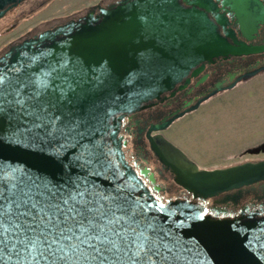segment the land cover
Instances as JSON below:
<instances>
[{"label":"water","instance_id":"1","mask_svg":"<svg viewBox=\"0 0 264 264\" xmlns=\"http://www.w3.org/2000/svg\"><path fill=\"white\" fill-rule=\"evenodd\" d=\"M23 1L0 0V19ZM182 2L187 7L179 0H147L143 5H136L135 0H122L111 9L97 6L78 21L71 20L9 46L0 60L3 66L20 69L31 78L49 73V79L55 82L63 78L75 80L79 85L76 110L92 107L96 117L93 123L103 121L98 126L107 141L109 132L117 129V124H111L114 116L121 119L146 108L149 102L160 100L162 94L172 91L198 65L264 51V46H247L233 32H227L228 22L217 15L212 1ZM203 10L212 13V19ZM143 11L156 17L154 29L145 28L140 16ZM259 22L261 19L250 18L243 26L251 28L253 24L251 31L255 32ZM219 26L225 36L220 34ZM19 123L6 116L0 124L3 129L0 135L5 138L4 146L0 147V166L9 170V176L11 169L19 168L33 179L54 182L79 175L105 192L123 185L113 171L93 174L91 169L77 166L80 148L75 143L64 147L59 146L63 141L57 140L7 143L9 139H17ZM110 138H114L113 132ZM185 165L186 168L172 167L177 182L195 195L213 196L264 179V162L212 171L200 170L189 162ZM124 188L133 200L139 201ZM164 210L157 216L158 222L174 228L176 239L183 246L178 264H264V219L201 217L200 209L180 201L169 203Z\"/></svg>","mask_w":264,"mask_h":264},{"label":"snow or ice","instance_id":"2","mask_svg":"<svg viewBox=\"0 0 264 264\" xmlns=\"http://www.w3.org/2000/svg\"><path fill=\"white\" fill-rule=\"evenodd\" d=\"M140 16L147 30L157 26L152 13ZM3 65L0 60V124L6 116L20 122L17 139L7 143H75L77 166L118 174L103 121L93 123L92 107L76 110L75 80L55 82L49 73L31 78ZM10 172L0 166V264H178L182 258L175 229L162 226L123 185L105 192L79 175L54 182L19 168Z\"/></svg>","mask_w":264,"mask_h":264},{"label":"flooded vegetation","instance_id":"3","mask_svg":"<svg viewBox=\"0 0 264 264\" xmlns=\"http://www.w3.org/2000/svg\"><path fill=\"white\" fill-rule=\"evenodd\" d=\"M53 0H25L9 11L3 19L17 13L11 25L18 26L26 15L44 8ZM122 0H100L97 4L64 18L46 21L25 35L7 45L34 37L44 31L52 30L71 20L78 21L97 6L111 9ZM180 3L187 7L182 0ZM216 5L217 15L228 22L226 31L233 32L239 42L247 46H264V0H210ZM205 11L212 19L213 14ZM98 9L96 14H98ZM216 14V12H215ZM260 20L258 28L252 32L246 25L247 19ZM3 19H0L3 20ZM245 20V21H243ZM10 26V25H9ZM225 36L223 27L218 28ZM3 31V25L0 26ZM249 36L251 39L245 38ZM231 44L233 41L228 38ZM195 73V75H194ZM264 75V51L240 56L215 59L212 63L200 64L191 70L188 77L175 88L162 94L160 100L146 104L135 113L119 115L112 118L111 124H117L111 130L107 142L111 148V160L116 165L120 182L130 190L142 204L147 202L149 210L160 217L164 208L171 202H184L200 209L201 217L216 220H262L264 219V179L239 188L218 192L213 196L195 195L194 192L177 182L173 167H184L186 163L195 165L200 170H223L241 164L264 162V137L254 142L236 141L232 135L257 127L264 121V100L254 110H239V95L233 91L243 84L256 80ZM190 81L187 83V80ZM234 96V97H233ZM216 110H211L216 108ZM224 108V109H223ZM230 108V109H229ZM214 128L209 140L224 135L218 129L226 124L231 135L230 140L220 139L204 151L195 144L187 146L193 140L188 138L186 145L178 143L170 134L175 124L203 115ZM222 122H218V121ZM210 125L211 128L214 126ZM114 133V138L110 134ZM173 166V167H172ZM162 205V207H161Z\"/></svg>","mask_w":264,"mask_h":264},{"label":"rangeland","instance_id":"4","mask_svg":"<svg viewBox=\"0 0 264 264\" xmlns=\"http://www.w3.org/2000/svg\"><path fill=\"white\" fill-rule=\"evenodd\" d=\"M99 1L100 0H53L50 4L44 6V8H41L33 14L26 15L19 21L20 23L18 26L13 27L11 21L16 19L15 17L18 16L17 13L20 11L11 14L7 19L0 21V26L3 25V31H0V52L11 42L25 35L28 31L36 28L38 25L46 21H51L52 19L67 17L85 8L91 7ZM233 94L239 95L236 98L241 100V104H239L237 109H256L258 104L264 100V75L256 80L243 84L241 87L233 91ZM216 109L217 107L211 110ZM205 115L206 113L200 115L198 118L194 117L192 119H185L175 124L170 132V137L175 139L178 143L186 145L188 143V138L192 136L193 140H191L190 144H187V146L190 147L192 146L191 143L197 142L195 146L201 151L210 148L211 141L215 143L216 140L225 138L230 140L231 135L227 129H225V123L220 125L225 128L218 129V131H224L225 134L220 137L212 136L214 137V140H209L212 132H214L212 129L218 128L219 126H215L213 123L209 124L208 120L206 122V119H204ZM218 122L222 121L220 120ZM210 125H213L214 127L211 128ZM256 126L257 127L242 131L240 134L232 135V137L239 142H254L257 139L264 137V121Z\"/></svg>","mask_w":264,"mask_h":264}]
</instances>
